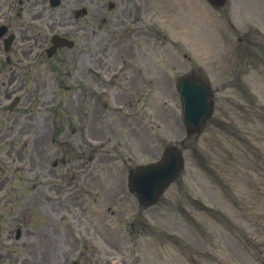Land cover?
I'll return each instance as SVG.
<instances>
[{"label": "rangeland", "instance_id": "374dc122", "mask_svg": "<svg viewBox=\"0 0 264 264\" xmlns=\"http://www.w3.org/2000/svg\"><path fill=\"white\" fill-rule=\"evenodd\" d=\"M173 1L171 0V2ZM191 2L194 1L191 0ZM198 3L195 6V10L192 8L191 11L184 9L183 14L186 17L179 20L173 19L174 10H170L169 14L167 11L168 7L162 9V5L159 4L158 24L161 33L151 37V43L157 44L155 49L158 51L160 60L162 58L168 59L176 64L175 80L180 73L190 68L184 53L193 58L194 61H197L194 57L199 58L202 50L201 47L204 48L203 56L206 58L205 55H208L207 60L209 65L214 64L222 67L217 74L210 73L215 91L216 89L222 90V83L229 77L228 74L229 70L232 69V64L231 58L225 56L226 50L218 46L215 47L217 54L215 57L213 56L211 47L219 42V37L216 33L218 32L221 36L224 32L221 31L223 26L220 24L219 18L222 17L227 22L229 17L236 16L237 20L245 12V16L237 20L235 31L229 32L231 34H227L224 41L225 45H231L232 49H238L239 46L246 45L243 43L241 45L237 37L245 34L248 24H251L246 21L245 25L247 24V26H245L242 21L246 19L252 20L251 22L258 23L262 26L261 29H264V12L261 9L264 8V2L262 0H227L225 7L222 9L218 8L219 13L216 9L212 10L204 0H198ZM80 4L86 3L80 1ZM200 4L204 6L203 12L200 9ZM172 7L173 5L170 6V8ZM231 7L233 8L231 10L232 13H229ZM241 8H244L243 12H241ZM174 13L176 15L177 12L174 11ZM252 27L254 28V26ZM93 30V36H95L97 46L100 49L99 52H101L102 56H105L104 60L111 62L117 55V49L112 47V41L116 38L118 39L116 41L118 48L120 45L119 36L125 33V29H113L114 33L111 34L112 37L107 39L102 37L103 33H100L99 29ZM255 34L261 43L260 45H262L264 33L255 27ZM255 39L256 37L254 36ZM253 51L254 53L250 52L254 54V56H251L254 62L252 61L251 66L245 68L247 71L244 74L240 73L239 76L247 80L249 84L256 79L255 92H251V95H258L260 101H262L264 98V70L261 67L262 62H258L257 58H263V49L256 44ZM240 53L242 54V52ZM147 54L151 55V52L147 51ZM224 56L225 61L223 60ZM95 57H97L96 60H99L98 52ZM90 59L93 60V54L90 56ZM200 62L197 61V63ZM163 68L161 65L160 77L162 78L159 84L160 91L162 89L163 91H167L168 85L163 81ZM165 70L168 69L165 67ZM170 72L172 73L171 70ZM227 89L231 90V88ZM226 90L225 93L223 91L215 93L217 100L222 94L228 95ZM165 95L168 96V91ZM240 101H246L247 103L248 101L250 102V99H241ZM170 102L173 106V111L165 110L164 113L160 114L157 112V121H155L157 126L154 125L153 128L146 127L147 120L149 119L146 115H143V121L139 124H136L132 118L128 119L129 123H134L128 125V151L126 154L127 156L131 155L132 160L128 162V166L131 163L141 162L144 158V160L156 158L160 155L164 146L184 138L185 132L179 120V102L177 96H173ZM160 105H162V102H160ZM225 106L229 116L225 112L222 122L221 120L220 122L217 121L216 124L209 126L203 134L198 136L195 139L196 141L192 140L188 144L186 143L184 147L186 160L184 175L180 176V179L165 191L157 207L151 208L149 211L144 210L148 211L146 214L150 218V221H152L155 231L147 232V229L144 230L142 250L138 249V254L135 252V246L123 251L129 263L133 264L137 261L136 264H170L166 252L172 248L171 243L167 242V238H169L167 233L174 231L171 221L174 218L177 222L182 223L186 218L184 214L178 211V204L181 209H189V204H187L189 202L188 198H183L181 186L184 185L190 195L204 202L214 203L215 200L210 196H205V191L202 189L206 183L212 189L218 188L217 185L221 184L216 183L215 179L226 181L227 179L222 176L225 170H229V181L232 186L229 194L230 203L226 205L228 208L226 209V215L236 226L232 228L223 226L224 232H222V235H225V237L221 235L220 231L210 226H204V230L202 229L195 233L190 229L185 231L184 226H180V234L177 236L191 251L198 252V248L194 249L193 245L188 244L187 241L192 242L196 235H200L202 238L205 235L210 236L207 243L209 251L207 261L205 262L203 256L198 254L202 252L194 254L187 261L189 264H248L245 260V258H248L245 256V253L253 259L255 258L254 260L258 264L264 259V234H261V230L264 232V117L260 118L256 116V113H254L256 108H252V105L247 104V109L240 111L234 105L225 103ZM228 117H234V123L231 124ZM220 118H222V115ZM115 136L118 135L114 132L111 137ZM140 137L143 139H140ZM132 152H134L133 155ZM247 157L250 159V164L244 165L243 161L245 163ZM235 176H242L243 178L237 180L234 179ZM224 193L228 195L227 192ZM231 198H234L233 202ZM190 210L192 211V208ZM229 235L232 236V240ZM228 237L231 243L227 241ZM221 240L222 246L220 245ZM232 243L235 245L234 247H232ZM184 263L186 264V261ZM173 264H175V260Z\"/></svg>", "mask_w": 264, "mask_h": 264}, {"label": "flooded vegetation", "instance_id": "af4514ba", "mask_svg": "<svg viewBox=\"0 0 264 264\" xmlns=\"http://www.w3.org/2000/svg\"><path fill=\"white\" fill-rule=\"evenodd\" d=\"M42 2L44 3L39 6ZM45 9L53 10V8L47 6L46 0H0V16L3 18V22L9 30L7 34H14L10 50L14 49L20 51L23 56L27 54V50L30 52L36 50L35 57H37L47 43L46 36L45 38H42L37 34L30 37L21 22L38 18ZM10 15L14 16V18L10 17ZM16 20H19L20 23L17 24ZM67 24L68 23L66 22L64 25ZM13 28L17 29L15 33L13 32ZM65 35L69 36L70 31L67 30ZM3 45L2 40H0V49ZM22 55L15 58V70L19 69L20 71H24V68L20 67V63L24 60Z\"/></svg>", "mask_w": 264, "mask_h": 264}, {"label": "water", "instance_id": "95a60500", "mask_svg": "<svg viewBox=\"0 0 264 264\" xmlns=\"http://www.w3.org/2000/svg\"><path fill=\"white\" fill-rule=\"evenodd\" d=\"M205 107V104L198 103L195 105V107L184 110L182 118L188 131H194L199 127L204 117Z\"/></svg>", "mask_w": 264, "mask_h": 264}]
</instances>
